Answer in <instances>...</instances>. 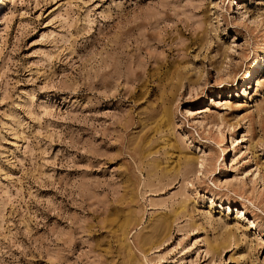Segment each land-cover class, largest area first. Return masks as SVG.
<instances>
[{
  "label": "rangeland",
  "instance_id": "obj_1",
  "mask_svg": "<svg viewBox=\"0 0 264 264\" xmlns=\"http://www.w3.org/2000/svg\"><path fill=\"white\" fill-rule=\"evenodd\" d=\"M0 264H264V0H0Z\"/></svg>",
  "mask_w": 264,
  "mask_h": 264
},
{
  "label": "bare ground",
  "instance_id": "obj_2",
  "mask_svg": "<svg viewBox=\"0 0 264 264\" xmlns=\"http://www.w3.org/2000/svg\"><path fill=\"white\" fill-rule=\"evenodd\" d=\"M253 71V70H252Z\"/></svg>",
  "mask_w": 264,
  "mask_h": 264
}]
</instances>
